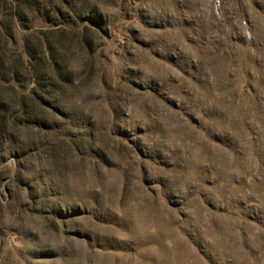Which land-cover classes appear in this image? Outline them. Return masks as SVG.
<instances>
[{
  "label": "rangeland",
  "instance_id": "rangeland-1",
  "mask_svg": "<svg viewBox=\"0 0 264 264\" xmlns=\"http://www.w3.org/2000/svg\"><path fill=\"white\" fill-rule=\"evenodd\" d=\"M0 264H264V0H0Z\"/></svg>",
  "mask_w": 264,
  "mask_h": 264
}]
</instances>
